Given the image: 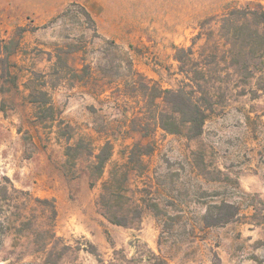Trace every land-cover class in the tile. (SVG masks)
<instances>
[{"label": "rangeland", "instance_id": "obj_1", "mask_svg": "<svg viewBox=\"0 0 264 264\" xmlns=\"http://www.w3.org/2000/svg\"><path fill=\"white\" fill-rule=\"evenodd\" d=\"M260 7L264 0H0V40L20 43L8 58L12 78L0 64V264H264V70L236 73L216 34L227 11ZM193 42L195 62L218 47L205 85L214 106L196 138L164 131L166 105L145 89L195 91L174 59ZM56 62L62 77L51 76ZM38 91L51 111L31 102ZM79 141L85 149L73 160L66 150ZM106 143L112 156L93 180L89 154ZM114 174L124 211L141 210L126 227L97 204ZM222 204L239 217L207 226Z\"/></svg>", "mask_w": 264, "mask_h": 264}, {"label": "trees", "instance_id": "obj_2", "mask_svg": "<svg viewBox=\"0 0 264 264\" xmlns=\"http://www.w3.org/2000/svg\"><path fill=\"white\" fill-rule=\"evenodd\" d=\"M82 9L85 18L96 29V23L89 12L85 8ZM57 19H60V17ZM209 21L205 20L203 26L209 25L211 23ZM216 24V34L223 41V47L225 48L224 53L226 56L224 58L229 60L230 66L236 73L254 75V72L264 70V7H260L259 9L233 8L219 17ZM19 32L23 34L26 32V29L20 28ZM214 34V32H209V35L207 34L206 44L212 45L211 41L214 38ZM195 44L193 42V45L187 48L176 47L174 54V59L178 62L180 71L193 82L195 91L191 92L184 88L176 90L163 89L157 86L145 88L147 91L149 90L154 93L151 94L152 99L160 98L166 105L167 112L159 114V126L171 134L180 133L185 129L191 138L199 137L202 134L209 114L213 110L214 104L205 85L208 83L207 78L210 75L211 67L217 63L216 51L218 52L217 47L211 52L210 58L212 59L208 60L205 58L203 62H195L193 58V46ZM19 47L20 43H15L14 40L8 43L0 40V64L3 79L12 78L8 58ZM62 53L63 49L57 50L56 57L58 60L61 59L60 55ZM53 70L51 76L62 77V70L59 69L58 63L55 64ZM73 75H75L73 77L79 78L77 74ZM30 98L32 103L39 105L41 110L43 109V112L52 110L48 94L45 91L31 92ZM83 149H85L83 142L79 141L74 146H68L66 155L76 160L83 155ZM89 155H93L94 157L90 176L91 179L96 180L97 177L103 174L105 166L112 156V147L110 143H106L98 154H94L91 151ZM117 183L118 176L114 174L105 183L97 204L109 222L126 227L129 221L140 218L141 210L138 207H134L127 212L124 211L123 204L129 199L122 193V188L117 187ZM91 185L94 186V182ZM0 200L2 201V196H0ZM212 209L214 210V215L209 214L211 221L208 220V216L205 217L207 226L225 225L236 220L240 215L238 208L232 204L216 205ZM51 210L53 214L52 219H55V204H52ZM54 238L55 235L50 234L48 236L49 241ZM84 247H90L92 250L85 249L96 255L95 253L97 252L95 251L97 250L89 241Z\"/></svg>", "mask_w": 264, "mask_h": 264}, {"label": "crops", "instance_id": "obj_3", "mask_svg": "<svg viewBox=\"0 0 264 264\" xmlns=\"http://www.w3.org/2000/svg\"><path fill=\"white\" fill-rule=\"evenodd\" d=\"M177 17H172L171 18V20L176 24V23H178V19H176ZM188 19H190V18H188ZM188 19H187V21H188ZM182 20V19H181ZM192 20V19H191Z\"/></svg>", "mask_w": 264, "mask_h": 264}]
</instances>
